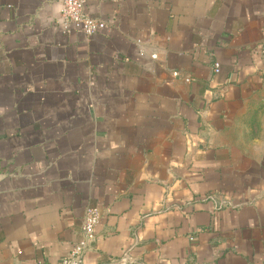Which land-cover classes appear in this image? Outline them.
<instances>
[{"label":"crops","instance_id":"1","mask_svg":"<svg viewBox=\"0 0 264 264\" xmlns=\"http://www.w3.org/2000/svg\"><path fill=\"white\" fill-rule=\"evenodd\" d=\"M60 9L0 0V264H59L89 207L83 264H264V0Z\"/></svg>","mask_w":264,"mask_h":264},{"label":"built area","instance_id":"2","mask_svg":"<svg viewBox=\"0 0 264 264\" xmlns=\"http://www.w3.org/2000/svg\"><path fill=\"white\" fill-rule=\"evenodd\" d=\"M85 0H61L59 23L64 31L77 29L83 35L91 37L106 29L104 22L89 17L84 12ZM154 58V56H152ZM219 72V64H213V73ZM176 75V73H173ZM186 81H189L186 79ZM100 221V212L96 207H89L85 211L82 221L80 238L72 244L69 251L60 259L59 264H83L85 251L89 243L95 240V229ZM118 264H136L128 254L122 255Z\"/></svg>","mask_w":264,"mask_h":264}]
</instances>
